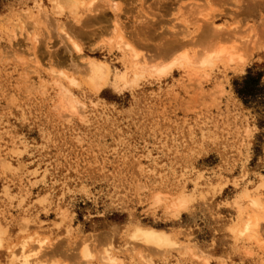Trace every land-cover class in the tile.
<instances>
[{
  "label": "rangeland",
  "instance_id": "1",
  "mask_svg": "<svg viewBox=\"0 0 264 264\" xmlns=\"http://www.w3.org/2000/svg\"><path fill=\"white\" fill-rule=\"evenodd\" d=\"M49 5L0 0V264L38 241L39 264H109L110 247L114 264H264V0ZM173 43L189 64L132 68ZM95 59L110 71L97 91L81 73ZM147 228L170 245L133 242Z\"/></svg>",
  "mask_w": 264,
  "mask_h": 264
},
{
  "label": "bare ground",
  "instance_id": "2",
  "mask_svg": "<svg viewBox=\"0 0 264 264\" xmlns=\"http://www.w3.org/2000/svg\"><path fill=\"white\" fill-rule=\"evenodd\" d=\"M48 1L50 2V5L49 6L52 7V12L54 11L55 14H60L64 9L75 8L77 6V4H78V0H48ZM247 10H250L249 12H252V10L254 11L255 10L254 5L250 4L249 6H247ZM212 17L214 18V16H212ZM204 18H205V20H203V18H201L203 20L202 21L203 22L202 24L204 26H206L204 28H206L207 30H209V32H211L212 35L216 36V38H215V40H216L217 39V36L220 35L219 34L220 32H217V31L219 29H221L222 27L219 28V29H217L215 31L214 29H212L213 22L212 21H209V17H206L205 16ZM199 25H201L200 22H199ZM227 32H229V31H227ZM212 45H213V43H212ZM182 46L183 45L180 44V43H173L170 46V48L165 49L162 53L164 55H166L167 57H169L170 60L167 61V63L160 64V65H153V66H149L148 65V67H147V65H144V66L142 65L141 68H140L139 67L140 66L139 63H141V62H139V60H140L139 58L140 57L138 58L136 55H133L131 57L132 58L131 59L132 68H134V71H146V70H149L150 72H152L153 74H155L157 76L166 75V74H168L171 71V69L174 66H176V65L182 66V65H186V64H189L190 63V60L188 59L189 58L188 57V52H180ZM214 46H215V44H214ZM114 47L117 50L121 51V52H123V50L125 49V47L123 45H121V42L120 41H117L116 43H114ZM213 47H211V48H213ZM76 51H78L77 53H79L80 52V49L79 48H76ZM255 51H259V50H255ZM226 53L227 52L223 48H218V49L215 48V49L210 50V52H209V49H207V50L205 49V50H203V51H201V52H199L197 54V55L200 56V59L198 58L199 59V62H197L198 59L196 60V62L198 63V65H199L200 68L201 67H205V66L210 65L213 60L220 59V57H222V55H225ZM80 57H81V55H80ZM96 60L97 59L90 60L89 62H87L86 65L84 66L85 68L84 67H80V69L81 68H84L81 73H84V74H85V72L87 73V77L85 76L86 74L85 75L83 74L84 75V78L86 77V79L88 80L89 85H91L93 87V90L94 91H95V89L97 91L98 88H100L102 85H105L107 83L108 79L110 78V75H109L110 74L109 66L107 67L106 64H104V63H102L100 61H96ZM69 62H70V60H69ZM196 62L195 61L193 62L194 65L197 64ZM83 64H85V62ZM81 66H83V65H81ZM83 71H85V72H83ZM115 72H117V71H115ZM127 77L124 75V73L123 74H116L115 73L113 75L112 85H114V87H117L116 85H120V84L127 85L128 84V82L126 80ZM128 80H129V78H128ZM70 81L71 80H69V82ZM131 81L133 82V80H131ZM116 90H118V89H116ZM74 108H75L74 105L69 104V109L70 110H73ZM260 203L261 202L258 199H252V200H250V204L253 207H259ZM181 205H182V203L179 204V206H181ZM256 226H257V222H252V221H250V219H248V220H246L244 222L243 227H242V229H243L242 231L244 233H246V234L254 233ZM94 240L95 239H93V241ZM134 240L135 241L142 242V243H144V245L145 244L151 245L149 247L154 246V247H159V248L161 247L162 248V246H166L167 245L166 247H168L170 245V241H168V239H167V237H165V234L164 233H162L161 231L155 230V229H150V228H147V229H137V230H135V232L133 234V242H134ZM169 240H170V238H169ZM37 243H38L37 247H34V248L33 247H28L26 249V246L25 245H22L20 247V249L18 251V254L20 253L19 256H20L21 259L18 261V264H39V262L37 261L38 257H36V256L38 255V252L37 251L40 250L42 248V246L40 245V242L39 241ZM81 244H83V250H82V252H81L80 255L83 258H87L88 257V253H87L88 251L86 250L85 242H83ZM128 245H129V243H128ZM128 245H126V246H128ZM154 247H152V248H154ZM126 248H129V247H126ZM159 248H157V249H159ZM32 250H34L36 253L33 254V257L34 258L30 260V258L27 256V254H29V252H31ZM111 252L112 251H111V247H110L109 249L105 250L102 253L101 260L104 263L105 262H107L109 264H114L115 263V256L113 257L111 255ZM118 252H120V251H118ZM127 253H128V251H127Z\"/></svg>",
  "mask_w": 264,
  "mask_h": 264
}]
</instances>
